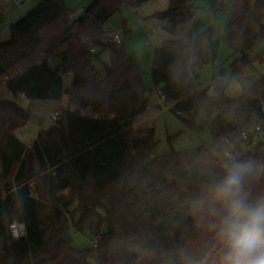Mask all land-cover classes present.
Segmentation results:
<instances>
[{"label":"trees","instance_id":"16d2710c","mask_svg":"<svg viewBox=\"0 0 264 264\" xmlns=\"http://www.w3.org/2000/svg\"><path fill=\"white\" fill-rule=\"evenodd\" d=\"M124 1L149 0H92L80 15L64 0H41L0 41V88L15 99L20 93L30 100L67 97L55 123L29 146L16 136L29 111L0 99V264H222L227 229L237 220L219 195L229 169L237 166L240 195L264 207V138L255 130L264 133V122L251 102L259 98L264 108V75L236 97L225 94L224 70L201 89L196 68L214 63L218 45L212 30L193 33L199 18L188 8L192 0H169L159 17L170 21L176 38L154 50L152 81L170 111L195 133L207 124L213 142L152 157L154 128H133L151 90L125 48L103 38V24ZM218 4L213 8L226 10V32L239 54L230 63L235 72L264 34V0ZM107 49L110 64L101 72L95 62ZM15 221L26 227L18 239L9 232ZM70 227L88 228L98 247H74Z\"/></svg>","mask_w":264,"mask_h":264},{"label":"rangeland","instance_id":"374dc122","mask_svg":"<svg viewBox=\"0 0 264 264\" xmlns=\"http://www.w3.org/2000/svg\"><path fill=\"white\" fill-rule=\"evenodd\" d=\"M9 0L0 3V16L3 23L0 27V41L9 39L11 25L20 17L24 16L29 10L36 6L41 0ZM92 0H64V5L73 14L80 15L83 9ZM226 4L229 0H218L219 4ZM214 0H192L188 2V8L196 11L198 23L193 27V33L212 30L213 39L218 45L217 56L214 63H209L196 68L199 73V86L201 89L208 88L213 80V76L220 75V71H225L224 80L226 82L225 94L231 97L239 96L247 88H250L260 77L264 75V34L261 40L253 47L250 54L249 63L240 70L233 71L230 66L231 61L239 56L234 51L229 42L226 32L227 12L224 9H214ZM169 7V0H149L148 2L135 6L124 1L119 12L115 13L104 24L106 34L119 33L123 46L126 51L128 62H135L143 73V80L147 88L151 90L150 102L147 110L134 120L135 130H147L154 128L155 138L158 145L152 157L161 156L172 151H185L199 146L209 145L213 142L212 132L206 124L200 132H193L183 121H181L171 111V105L166 103L158 94V90L151 77V66L153 52L159 48L165 40H172L176 37L169 32L171 23L168 19L159 17V14L166 11ZM135 8L136 11H135ZM99 71L104 72L106 66L110 64V51L107 49L100 53L99 59L95 62ZM68 84V80H66ZM209 94L213 89H209ZM0 99L16 100L21 105H33L34 103H46L44 107H33V114L38 116L44 127L53 125L52 119L53 103L35 101L30 99L14 98L4 87L0 88ZM32 108V107H31ZM197 114L200 119L205 120L207 113L200 106ZM189 119V115H184ZM36 124H34L35 126ZM27 137L22 136L25 143L32 142L33 131L36 127L30 126ZM21 134V132H20ZM50 213L47 204L39 207V218L45 227L46 216ZM69 234L72 245L76 248L92 247L91 241L95 238L88 228L83 232L70 227Z\"/></svg>","mask_w":264,"mask_h":264},{"label":"clouds","instance_id":"9594fccd","mask_svg":"<svg viewBox=\"0 0 264 264\" xmlns=\"http://www.w3.org/2000/svg\"><path fill=\"white\" fill-rule=\"evenodd\" d=\"M241 191V176L237 166H233L219 186V195L228 204L230 217H237L226 232L229 248L222 264H264V207L248 203Z\"/></svg>","mask_w":264,"mask_h":264},{"label":"built area","instance_id":"2783aa9c","mask_svg":"<svg viewBox=\"0 0 264 264\" xmlns=\"http://www.w3.org/2000/svg\"><path fill=\"white\" fill-rule=\"evenodd\" d=\"M4 1H9V0H0V3L4 2ZM218 7H221V4H218ZM136 9L137 8H135V11H136ZM103 38H104L105 41H110V42H113V43H115L117 45L123 44L122 38H121L119 33H114V34H106L105 33ZM91 52H95V48H91ZM158 94L161 96L160 91H158ZM19 97L20 98H24L25 95L23 93H20ZM51 116H52V119L54 121H56L58 119V116H59V111L54 112ZM255 130L257 132L261 133V137H259V138L263 139L264 138V133H263V130H262L261 126H257ZM243 137L245 139H248L249 135L247 133H243ZM257 140L258 139H256L253 144L247 145L244 148H242L239 152H237V154H240L241 152H244V151L251 150L254 147V145L257 143ZM25 230H26L25 224L21 223V222L15 221V222L11 223L10 226H9L10 235L14 239H18V238L22 237L23 234L25 233ZM91 243H92V247L93 248H97L99 243H100V241H99L98 238H94L91 241Z\"/></svg>","mask_w":264,"mask_h":264},{"label":"crops","instance_id":"0c3cea01","mask_svg":"<svg viewBox=\"0 0 264 264\" xmlns=\"http://www.w3.org/2000/svg\"><path fill=\"white\" fill-rule=\"evenodd\" d=\"M26 0H22L21 1V3H24ZM97 66V65H96ZM64 80H65V85L67 86L71 81H72V75L71 74H67V75H65V77H64ZM66 80H68V84H66ZM19 99H26V97H24V98H20L19 97ZM35 101H43V102H51V103H53L54 105H53V111L54 112H56V111H58L59 109H61L62 107H64V106H66V104H67V97L65 96L62 100H60V101H55V100H34L33 102H35ZM22 108H24V109H26V110H28L29 111V113H30V120H29V122L24 126V127H22V128H20L19 130H17L16 131V136L18 137V139L20 140V141H22L25 145H27V146H29V145H31L34 141H35V139L37 138V136H38V133L42 130V129H44V128H46V127H44L43 126V124L41 123V120L38 118V116H35L36 114H33V107H44L45 105H46V103H41V105H40V103H34L33 105H31L30 107H29V105H21V104H19ZM32 107V108H31ZM53 112V113H54ZM34 124H36L35 126H34ZM30 126H33V127H36V129L37 130H35V131H33V135H34V138H33V140H32V142H29V143H25L23 140V138H22V136L21 135H23V136H25V137H27L28 135H29V132H30ZM48 127V126H47ZM20 132H21V134H20Z\"/></svg>","mask_w":264,"mask_h":264},{"label":"water","instance_id":"95a60500","mask_svg":"<svg viewBox=\"0 0 264 264\" xmlns=\"http://www.w3.org/2000/svg\"><path fill=\"white\" fill-rule=\"evenodd\" d=\"M251 102L257 117L264 122V108L261 100L254 97L251 99Z\"/></svg>","mask_w":264,"mask_h":264}]
</instances>
